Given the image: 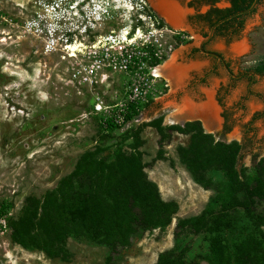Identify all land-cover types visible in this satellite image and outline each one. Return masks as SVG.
Masks as SVG:
<instances>
[{"label":"rangeland","instance_id":"rangeland-1","mask_svg":"<svg viewBox=\"0 0 264 264\" xmlns=\"http://www.w3.org/2000/svg\"><path fill=\"white\" fill-rule=\"evenodd\" d=\"M80 1L0 0V204L9 205L7 220L23 219L30 201L38 204L40 212L45 194L57 189L85 153L92 154L93 162L107 164L118 154L139 157L146 178L157 186L163 201L174 203L175 212L164 228L139 229L126 245L114 249L70 236L66 249L72 256L68 261L24 248L12 241L11 229L0 227V264H156L160 254L176 248L177 219L200 215L215 195L214 189L193 181L181 157L180 149H193L198 138L169 129L196 120L204 129L199 118L183 125L167 120L185 103L203 108L212 100L218 124L203 133L211 135L210 150L217 141L243 144L235 164L240 178L248 175L253 155L256 160L264 156V75H254L252 81L239 77L251 73L255 62L264 58V0L243 17L237 35L216 37L206 47L224 58L238 76L233 80L216 60L193 51L198 49L201 28L172 26L157 10L156 4H163L162 0H86L93 5L70 9V2ZM190 1L166 0L164 5H171L178 17L202 14L209 8L203 4L189 8ZM228 6L225 0L215 4L218 8ZM135 27L157 37V65L177 54L179 75L175 72L173 76H181V81L170 87L165 79L150 77V93L147 101L139 104L137 115L100 132L99 117L93 114L96 97L106 105L122 101V83L130 76L111 74L105 86L92 90L70 82L73 65L83 55L70 57L110 31L121 32L119 40L123 41ZM141 31L134 40L142 36ZM222 112L228 131H222ZM256 114L259 116L252 122ZM158 120L164 133L161 144L152 125ZM210 154L214 155L212 150ZM205 177L217 189L225 184L214 165L207 168ZM178 242L188 248L187 262L209 264L200 258L208 246L203 234L183 231Z\"/></svg>","mask_w":264,"mask_h":264},{"label":"trees","instance_id":"trees-1","mask_svg":"<svg viewBox=\"0 0 264 264\" xmlns=\"http://www.w3.org/2000/svg\"><path fill=\"white\" fill-rule=\"evenodd\" d=\"M220 1L191 0L188 3L189 8H195L196 4L209 6L202 14L188 16L192 27L201 28L202 37L207 35L204 28L208 30L218 20L247 9L253 2L225 0L228 7H215ZM243 17L221 24L212 40L237 35L243 27ZM159 21L161 26L163 22ZM193 51L199 52V49ZM249 71L253 76L264 75V58L255 62ZM207 75L205 73L204 77ZM217 100L220 103L219 98ZM137 113L135 107L130 106L125 121L132 120ZM221 116L224 118L222 131H228L227 118L223 112ZM258 116L256 114L251 121ZM98 120L100 132L117 127L111 121ZM160 122L152 125L160 135L161 144L164 133ZM169 129L198 138L193 149H180L181 157L193 181L205 189H214L215 195L200 215L177 219L176 248L160 254L156 264H191L185 259L188 248L181 247L178 242L183 231L204 235L208 242L207 252L200 258L209 264H264V156L256 160L257 156L253 155L248 175L240 178L235 164L243 147L241 142L217 141L211 149L214 155H211V135L203 133L199 121L186 123L183 128L170 126ZM248 132L249 128L246 134ZM92 159L90 153L81 156L75 170L60 180L56 190L45 194L40 212L38 204L30 201L26 216L11 223L6 217L9 205L0 204V219H5L6 227L11 229L13 242L24 248L40 250L47 257L68 261L72 256L66 249L70 236L114 249L126 245L139 229L149 231L170 223L175 205L161 199L157 186L146 178L139 157L118 154L111 164L95 163ZM211 165L225 178L220 189L205 177V171ZM163 216L165 220L159 222Z\"/></svg>","mask_w":264,"mask_h":264},{"label":"built area","instance_id":"built-area-1","mask_svg":"<svg viewBox=\"0 0 264 264\" xmlns=\"http://www.w3.org/2000/svg\"><path fill=\"white\" fill-rule=\"evenodd\" d=\"M85 1L70 2L69 7L71 10H83L87 4L93 5ZM54 5L53 8L56 7V4ZM138 30L141 31L139 27L129 29L125 41L116 46L111 43L119 42L121 32L110 31L84 47L82 52L70 57L78 59L77 54L83 55V58L75 61L73 65L70 82L87 86L92 90L105 86L111 74L130 76L129 80L122 83V101L106 105L100 97H96L93 114L102 122L111 121L113 124H121L130 106L139 111V104L147 101L152 83L150 77L154 78L152 70L157 66L155 62L158 57L156 53L158 39L152 31L147 33L141 31L142 36L134 40ZM0 227L6 228L5 219H0Z\"/></svg>","mask_w":264,"mask_h":264},{"label":"bare ground","instance_id":"bare-ground-1","mask_svg":"<svg viewBox=\"0 0 264 264\" xmlns=\"http://www.w3.org/2000/svg\"><path fill=\"white\" fill-rule=\"evenodd\" d=\"M161 2H164V3L156 4L157 10L163 14V16L168 20V22L172 26L183 24L182 15H179L178 17L177 15L178 12L176 11L177 12L176 13L175 10L172 9L171 5H168V6L164 5L166 0H162ZM118 41L119 42L113 41L111 44H113V46H116V45L121 44V42H124L125 40L123 41L118 40ZM67 46H70V45H67ZM176 60H177V54L174 53L171 55L169 60H167L164 64L159 65V66L157 65V67H154L153 73H152L154 78L165 79L168 82V85L170 87H174L177 83H180L181 76L180 77L173 76L175 75V72L177 75H179L178 74L179 71L177 72ZM215 114H216L215 106L212 103V100L209 99L208 103L203 108H195V107L190 106L188 103H185L184 105L176 109L173 113H171L167 117V120L173 124H177V123L184 124L189 120L199 118L203 122L204 129L207 132H211L215 129L216 124H218V122L216 123V120H215V117H216Z\"/></svg>","mask_w":264,"mask_h":264},{"label":"water","instance_id":"water-1","mask_svg":"<svg viewBox=\"0 0 264 264\" xmlns=\"http://www.w3.org/2000/svg\"><path fill=\"white\" fill-rule=\"evenodd\" d=\"M260 4V0H253L252 4L245 10H241V11H237L231 15H228L220 20H218L217 22H215L208 30H207V35L205 37H200L199 38V43H198V49L200 51L201 54L203 55H207V56H212L214 58H216L218 61H220L223 65H224V69L229 73V70L227 68V66L224 63V59L222 58V56H220L219 54L212 52V51H206L203 49L204 44L208 43L209 41L212 40L215 30L223 23H225L226 21H229L233 18H236L238 16H245L248 14H251L254 10H256V8L258 7V5ZM182 23L185 26L186 29H192L189 21H188V17H182ZM232 77H235L234 75H231ZM198 121V120H196ZM183 125V124H180Z\"/></svg>","mask_w":264,"mask_h":264},{"label":"flooded vegetation","instance_id":"flooded-vegetation-1","mask_svg":"<svg viewBox=\"0 0 264 264\" xmlns=\"http://www.w3.org/2000/svg\"><path fill=\"white\" fill-rule=\"evenodd\" d=\"M207 44V43H206ZM206 44H204V46H203V49L204 50H206V51H210V50H208L206 47H207V45ZM213 52V51H212ZM199 53H200V51H199ZM204 56H207V55H204ZM207 57H211V58H213L214 60H216V62L223 68V70H225L224 69V65L220 62V61H218L216 58H214V57H212V56H207ZM224 59V58H223ZM224 63H225V65L227 66V62L224 60ZM227 68H228V70H229V73L227 72V74H228V76H229V78L231 79V80H233V79H235V78H237L238 76H235L232 72H231V70H230V68H229V66H227ZM231 75H234L235 77H232ZM240 76H243V77H245V78H247V79H249L250 81H252L253 80V75L252 74H247V73H244V74H241V75H239V77ZM217 94H218V91H216V100H217ZM217 102H218V100H217ZM219 104V103H218Z\"/></svg>","mask_w":264,"mask_h":264}]
</instances>
